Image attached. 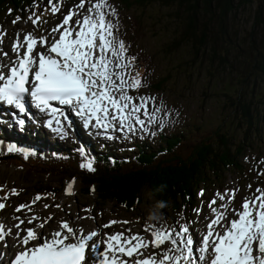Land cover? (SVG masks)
Returning a JSON list of instances; mask_svg holds the SVG:
<instances>
[{
	"label": "snow or ice",
	"instance_id": "6c2138e0",
	"mask_svg": "<svg viewBox=\"0 0 264 264\" xmlns=\"http://www.w3.org/2000/svg\"><path fill=\"white\" fill-rule=\"evenodd\" d=\"M78 7L84 9V0ZM106 8L110 6L97 2L87 9L88 14L82 20L75 21L73 16H78L79 12H70L61 25L51 30L60 33L51 40L42 36L38 41L28 33L21 41L17 33L13 57L7 63L0 59V102L16 110L11 113L16 127L22 130L27 123L23 117L31 118L29 105L46 114L47 127L60 131L64 137L68 135L62 124V120L68 121L66 109L71 110L86 129H102L104 133L111 129L125 134L149 132L146 124L157 122L143 98L137 104L127 94L129 88L141 87L142 81L138 77L131 82L126 79L131 61L126 58L124 41L113 35L117 24L106 20ZM51 10L55 13L59 9L52 5ZM111 15H117L115 9H111ZM29 19L38 24L40 18L33 19L30 15ZM19 20L18 16L13 23ZM38 42L43 51L37 50ZM21 48L26 49L22 54ZM3 55L0 47V57ZM141 109L147 120L141 118ZM4 118L0 114V123ZM6 150L22 152L15 145ZM28 155L24 153L25 159ZM88 168L94 171L92 164ZM256 192L259 195L254 199L245 198L242 209L232 208L235 218L228 219V204L220 206L223 211L212 208L215 218L206 224L205 234L195 233L194 224L190 222L177 221L168 226H151V242L143 235L128 236L122 231L105 234L102 247L97 239L101 227L110 228L119 223L115 220L86 232L76 220L88 217L73 219L69 215L68 219L61 220L58 229L46 232L44 229L54 222L51 216L44 221L35 215L14 216L18 221L15 224H6L0 219V264H264V191L257 188ZM12 194L18 193L13 189ZM68 194H72L71 188ZM231 195L234 197L235 192ZM217 196L221 201L225 198L220 193ZM40 199L38 195L32 204ZM215 204L213 199L210 205ZM4 207L5 204L0 203V210ZM25 208L31 210V205H20L15 211ZM193 211L199 214L197 209ZM26 222L31 226L22 228ZM194 233L199 240L194 241ZM5 237L14 239L15 243L9 244ZM166 244L167 247H163Z\"/></svg>",
	"mask_w": 264,
	"mask_h": 264
},
{
	"label": "rangeland",
	"instance_id": "374dc122",
	"mask_svg": "<svg viewBox=\"0 0 264 264\" xmlns=\"http://www.w3.org/2000/svg\"><path fill=\"white\" fill-rule=\"evenodd\" d=\"M87 2L90 3L88 8L92 7V5L97 2H105L106 5L110 6V8H106L108 12L107 17H109L113 23L117 24L118 30L120 26V32L122 34H128L126 28L123 27L125 13L119 9L116 3L111 0H87ZM262 5H264V0H253L252 5L240 8L231 18V31L235 30L238 34L234 35L231 33V44H229L233 47L229 58L230 61L234 62V68L232 70L234 71V74H232L234 78L247 66L246 60L244 59L245 54L251 53V49L252 51H255L256 48L259 49L261 47L260 42L264 40L262 25L255 24L256 13L258 8ZM111 9H115L116 16L111 15ZM175 10V8L167 9L155 4L142 14L140 11L128 13L131 17H137L136 13L139 16L137 18L139 19L140 27H136V34L134 36L136 44L133 49L143 54L144 58L149 62L144 72L146 74H154L153 81L159 80L160 77H170V79L162 89H157L153 81L149 83L146 82L140 89H133L135 93H137L136 95L139 97L144 96L155 110L160 109V111H155L154 114L157 117V122L147 124L150 130L149 132H146L144 135H139L140 132H135L134 135L132 133L130 136L134 138L135 143L129 145L126 143H118L119 146H117V148H125V151H117V153L121 155V157L130 158L134 155L135 145L141 144L145 140L154 150H158L160 144L158 141L159 135L163 134L171 137L181 134V131H186L187 141H185L181 147L185 152L183 156L189 157L194 154L196 155V147L194 146H196L195 144L198 141L212 135L221 127L220 131H228L233 137L235 144L245 143V145H248L241 159V163L251 169L259 168L263 170L261 179L253 178L252 176L248 178L244 176V179H241L235 172L225 175L221 184V186L225 188L219 191V193L227 197L228 194L226 193L228 191L236 189L238 191L236 203L239 205L240 201L243 199L256 195L255 189L264 181V76L262 79H259L254 94L249 93L251 87L246 94V99L250 100V98H252L260 113L259 130L257 131L255 127H253L252 130L248 132V127L244 125L239 128V116H232L233 107L224 96L227 92L230 76L229 73H225L222 70V67L218 66V60L201 57L195 59L191 56L192 52L189 48H183L172 55L165 54L168 40L172 39L178 27L181 26ZM27 11L32 15V12L29 10ZM29 16L30 15L24 16L19 23H13L12 20L15 19V17L8 16V14L4 15L2 19L3 22L0 25V35H2V44H0V46L8 48L7 50H11L12 44L17 38V33H22L28 30V28L35 31L31 25H39L36 31L40 33L41 28L52 30L59 23L56 14L50 9L47 10L46 13H43L42 17H39L38 24H34L32 20L29 19ZM35 17L38 16L34 14L33 19H35ZM22 37L23 35H20V38ZM226 42L229 43L228 38H226ZM245 42L247 44H245ZM236 43H239V52L236 50ZM249 46H251V48H249ZM225 48L226 47L218 49L223 51ZM252 63L253 62H251V64ZM256 71L258 73L259 70L256 69ZM136 76L140 78L142 74L138 73ZM150 78H152V76ZM134 79L135 78L132 80ZM161 123L163 124L162 128ZM40 131V129L28 130L26 134L20 135L21 137H19V139L31 148V144L34 146L37 140H42L46 137ZM151 133H155V135ZM128 140L129 139H127V141ZM8 145V142L3 144L4 147ZM19 146H21V143H19ZM0 151V156L9 154L5 149H1ZM1 160L2 159H0V178L7 179L3 187L10 191L16 187V192L18 193L20 190L22 196L17 202L23 200L27 202L30 196L37 193L38 190V186L32 185L34 183H40L43 180L41 178H35L32 182H24L23 179L27 180V176H25V173L21 169L13 165L11 166L9 162L2 164ZM6 172H8V174ZM1 184L2 182L0 181V185ZM48 185H54V182L50 181ZM53 187H56V185ZM24 189H26L27 192L23 195ZM75 190L78 191V184L73 187L71 196L64 195L63 197H58V199L61 200L59 202L60 207L52 206L50 208L49 199H42V202L46 203L47 209L52 216H54L55 220L60 218L68 219L69 215L85 216L87 215V211H84L86 207L88 209L93 208L95 212V197L81 198L78 193H75ZM17 195L19 196V194ZM150 204L151 201H148L146 205L141 206L138 212L135 213H128L124 209L110 204L104 208H100L104 210L102 212H96V216L103 215L106 220L110 218H119L122 221L121 225L125 227V229L126 226L137 229L139 228V219L141 220L143 217H147ZM112 207L118 214L111 213ZM189 210L190 206H188L186 215L183 214L182 209L176 213L166 210L164 213L165 220L159 222V224L167 226L171 221H178L181 223L188 217ZM9 211L10 210L7 209L5 213ZM32 212H34V210ZM0 216H3L2 213H0ZM167 216L170 217L169 220ZM208 216H210V210L205 207L194 223H204ZM72 218L76 219L77 217ZM97 219L99 218L95 220ZM132 219H134V221H132ZM124 221L128 223H124ZM76 222L77 224L88 222L89 226H92V228L96 227L90 219L85 221L77 219ZM92 228L90 229L92 230ZM117 229L118 225H115L110 231Z\"/></svg>",
	"mask_w": 264,
	"mask_h": 264
},
{
	"label": "trees",
	"instance_id": "16d2710c",
	"mask_svg": "<svg viewBox=\"0 0 264 264\" xmlns=\"http://www.w3.org/2000/svg\"><path fill=\"white\" fill-rule=\"evenodd\" d=\"M49 0H0V21L8 9L14 14H21L25 10H35L47 5ZM57 1V0H55ZM127 11L151 8L155 4L162 8H175L178 27L171 40H168L165 54L172 55L183 48L191 50L193 58H209L218 60V66L225 73H229L230 82L224 94L233 107V115L239 116V128L244 125L248 132L253 127L258 131L260 113L253 99H246L249 93L254 94L259 79L264 76V40L261 47L249 54H245L246 67L235 78L234 62L229 55L233 49L231 44V18L240 8L250 6L253 0H116ZM256 25L260 24L264 30V5L256 13ZM128 22L131 24L130 20ZM131 34L133 31L130 29ZM264 35V32H263ZM229 39V43L226 42ZM264 38V36H263ZM226 44V45H224ZM245 44H247L245 42ZM226 47L223 51L218 48ZM239 52V43L235 44ZM251 48V46H249ZM251 62H253L251 64ZM258 69V73L256 71ZM170 77L155 82L157 89L164 87V82ZM185 138V139H184ZM187 141L186 132L160 139L158 150H154L145 140L136 144L134 155L130 158L118 157L108 153L101 158L95 172H81L76 166L68 163L33 161L22 164L19 158L3 159L23 168L27 175L44 174L49 177L63 179L77 176L79 189L84 197H89L91 187L96 196V207L102 208L112 204L127 211L138 212L149 200L144 196L145 190L155 189L160 184H167V189L156 198L169 202V207L163 209L180 211L198 202L195 195L201 186L209 185L214 178L223 180L228 172L247 169L241 163L247 144H235L228 131L216 133L215 138H208L196 144V155L189 157L182 150ZM245 141V140H244ZM145 143V144H144ZM9 157V156H8ZM112 157V158H110ZM248 171V170H247ZM206 188V187H205ZM52 190L46 185L38 186V191ZM53 192L60 194V190Z\"/></svg>",
	"mask_w": 264,
	"mask_h": 264
},
{
	"label": "clouds",
	"instance_id": "9594fccd",
	"mask_svg": "<svg viewBox=\"0 0 264 264\" xmlns=\"http://www.w3.org/2000/svg\"><path fill=\"white\" fill-rule=\"evenodd\" d=\"M167 189V184H160L155 189L145 190L144 196L151 201L148 209L147 220L151 222H163L165 220L163 209L169 207V202L156 198L157 194L163 193Z\"/></svg>",
	"mask_w": 264,
	"mask_h": 264
},
{
	"label": "bare ground",
	"instance_id": "6f19581e",
	"mask_svg": "<svg viewBox=\"0 0 264 264\" xmlns=\"http://www.w3.org/2000/svg\"><path fill=\"white\" fill-rule=\"evenodd\" d=\"M37 49H38V51H43V49H42L40 46H38ZM9 53H10V54L12 55V57H13L14 53H13L12 51L9 52ZM40 132H41L44 136H46L45 133H44V131L41 130ZM14 142H16L17 144H19V142H18L17 140H15ZM2 146H3V144H2ZM25 148H26V149H27V148L29 149V147H27V146H26Z\"/></svg>",
	"mask_w": 264,
	"mask_h": 264
}]
</instances>
